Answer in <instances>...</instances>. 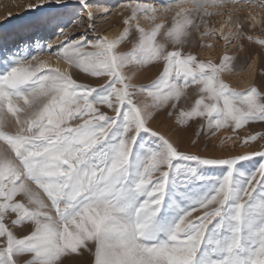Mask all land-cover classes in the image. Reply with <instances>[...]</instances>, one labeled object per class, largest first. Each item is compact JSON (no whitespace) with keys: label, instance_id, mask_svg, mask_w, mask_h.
Returning <instances> with one entry per match:
<instances>
[{"label":"snow or ice","instance_id":"6c2138e0","mask_svg":"<svg viewBox=\"0 0 264 264\" xmlns=\"http://www.w3.org/2000/svg\"><path fill=\"white\" fill-rule=\"evenodd\" d=\"M22 7L0 21V264H264V163L244 164L264 150L181 148L264 140V70L229 79L264 52V0Z\"/></svg>","mask_w":264,"mask_h":264},{"label":"rangeland","instance_id":"374dc122","mask_svg":"<svg viewBox=\"0 0 264 264\" xmlns=\"http://www.w3.org/2000/svg\"><path fill=\"white\" fill-rule=\"evenodd\" d=\"M28 2L29 0H0V21H2L5 18L6 14L9 12L13 14L16 13L23 14L22 5H25ZM125 2H127V0H101V3L106 4L109 8L116 7L117 5ZM12 23H14V21ZM97 23L99 25V32L97 34H102L104 30L107 29L110 34L115 35L120 31L121 28L119 19L116 16H110L108 18L107 23H105L102 20H98ZM9 26L10 25H5V27H9ZM79 31H83V29H80ZM254 34L264 35V32L254 33ZM48 39L55 41L56 37L55 36L46 37V40L44 42H46ZM208 40L209 42L215 44L214 37L208 38ZM218 48L222 49V45H219ZM228 50L229 52L233 51L231 48H229ZM246 50L248 53L251 54L252 59H254L256 63L253 65L251 69H247L246 71L240 73L239 75H234L229 78L233 86L238 88H243L248 83L259 81L260 79L259 72L261 70H264V52H259V46H255V45L249 46L246 44ZM258 52L259 54H257ZM209 53L215 54L213 50H209V49L202 50L201 58H206ZM239 55L243 57L245 55V52H240ZM157 75H158V70L155 67L151 68V66H149L144 70H142L140 73H138L136 82L141 84H147L150 83L152 80H154L157 77ZM81 79H83L85 82H93L90 81L89 78L86 76H82ZM181 103L182 105L184 104L183 101ZM173 119L157 117V119L152 123V127L156 128L161 132H169V129L173 125ZM194 128H195V124L193 125V129ZM250 130L255 132H264V123H256L255 125H253L252 129ZM230 134L231 133L229 131L222 130L217 134V136L212 137L210 140L207 141L203 139L200 140L197 146L195 148H192L189 143V140L194 139L195 137L193 135V131L189 130L188 132L184 133V142L182 143L181 148L182 150L187 149L191 151H199L205 155H217V156H229V155L242 154L247 151L264 150V140H258L257 142H254L251 145H244V146H240V145L233 146L232 141L229 140L222 148L219 144V140L221 138H226ZM241 135H243V132H241ZM225 149H233V150L231 152H228L225 151ZM259 163H264V160H261V158L258 156L253 157L252 161L244 162L246 170H253L257 168Z\"/></svg>","mask_w":264,"mask_h":264},{"label":"bare ground","instance_id":"6f19581e","mask_svg":"<svg viewBox=\"0 0 264 264\" xmlns=\"http://www.w3.org/2000/svg\"><path fill=\"white\" fill-rule=\"evenodd\" d=\"M62 66H63V65H62ZM151 68H152V67H151ZM154 74H155V73H154ZM148 75H149V74H148ZM151 76H152V75H151ZM147 80H148V79H147ZM147 80H146V81H147ZM146 81H145V82H146Z\"/></svg>","mask_w":264,"mask_h":264}]
</instances>
